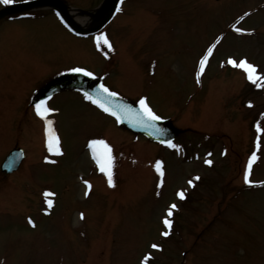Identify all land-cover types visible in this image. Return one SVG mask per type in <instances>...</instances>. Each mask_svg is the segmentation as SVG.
Here are the masks:
<instances>
[{"label": "rangeland", "instance_id": "rangeland-1", "mask_svg": "<svg viewBox=\"0 0 264 264\" xmlns=\"http://www.w3.org/2000/svg\"><path fill=\"white\" fill-rule=\"evenodd\" d=\"M67 1L90 10L102 0ZM248 9L254 14L243 27L256 33L236 36L233 25L245 21ZM41 13L48 15L38 17ZM36 17L18 21L14 16L0 25V163L11 148L37 139L40 124L44 129L31 109L36 83L76 65L107 75L104 83L124 97L146 98L157 115L186 130L173 143L178 148L160 145L114 124L76 91L56 95L51 101L59 113L48 127L64 147L60 160L41 164L36 151V167L29 154L13 175L0 170V264H139L148 251L151 264H178L183 257L185 264H264V188H250L244 196L234 188L249 189L242 184L243 155L252 139L247 140L249 122L264 109V93L247 92L252 87L245 74L225 64L233 54L255 59L264 69V0H127L124 13L104 31L111 48L97 47L91 40L96 36H73L49 8ZM220 34L225 35L213 44L199 86L197 58ZM249 99L254 108L245 105ZM97 138L111 150L114 190L105 187L107 176L90 159L86 145ZM38 142L42 145V138ZM262 154L255 181L264 178V145ZM206 159L215 167L207 168ZM157 161L163 176L155 171ZM220 176L218 188H209L208 182L213 186ZM32 177L39 186L24 184ZM85 179L95 185L90 198L84 196ZM188 180L198 184L186 202L206 203L192 206L193 214L186 211L190 203L175 195L177 189L189 190ZM45 186L58 188L59 195L49 217L39 211ZM171 201L184 211L177 215L165 254L155 253L149 248L161 246L159 221ZM28 208L34 211L27 213ZM79 209L86 221L78 219ZM26 215L37 228H29ZM202 227L208 230L200 232ZM188 246L190 254L182 256Z\"/></svg>", "mask_w": 264, "mask_h": 264}, {"label": "snow or ice", "instance_id": "snow-or-ice-1", "mask_svg": "<svg viewBox=\"0 0 264 264\" xmlns=\"http://www.w3.org/2000/svg\"><path fill=\"white\" fill-rule=\"evenodd\" d=\"M14 2H15V0H0V5H10V4H13ZM121 3H122V0H121ZM120 10H121V8H120V5L118 4L116 7V11L119 12ZM241 19H243V17H241ZM233 27L235 28V30L237 32L246 31V29L236 27L235 25H233ZM95 41H96L97 47H100L101 43L103 45H106L108 48L112 47L107 35L103 32H100L96 35ZM214 47H215V45L210 46L208 48L207 52L205 53V55L201 57L200 62H199L200 63V71L197 72V77H199V75L203 72L205 62L208 60L209 54L212 52ZM227 62H228V64H230L234 67L242 69L246 73V78L249 81L256 84L257 87L262 86L260 83H258V81H264V73H259L257 71V66L250 63L246 58H241L237 62L232 57H229ZM68 71L74 72V73H83L84 75L89 76V77L94 76L93 72H91V71H89L83 67H72V68H69ZM95 91H96V96H93L91 93L85 91L83 93L85 99L90 100L95 104H99V106L105 112H109L112 116L116 117L117 120H120L122 118V116H128L129 113L132 111L131 107L128 105H117V106L113 107L109 103H107V99L116 96L117 93L110 91L108 89V87H106L104 84H102V83L99 84ZM100 96H104L106 98V101L101 102V100L98 99V97H100ZM139 105H140L139 110L135 114L136 115V122L139 124H145L149 127H155V122L161 120L162 117L157 115L151 109V107L146 102V98L141 97L139 99ZM34 109H35V112L38 116H40L41 118H44L46 120L47 125L52 124V121L47 120V115H48V113L55 111V110L52 108H49L47 106V99H41V100L35 102L34 103ZM256 130H257V132L264 131L260 128L259 124L256 125ZM58 143H59L58 137L54 135V130L51 127H48L47 128V147H48V150L50 152L53 150H56L57 152H59L60 150L58 148ZM90 143L92 145H97V144L104 145L105 157H104L103 161H101L100 157H97V162L100 165V171L105 173V175L107 176V182H108L109 186H114L113 174H112V170H111L113 157L110 154V151H111L110 147L107 145V143L105 141L93 140ZM166 143L168 144L169 147H173V148L179 147L178 145L173 144L170 140L166 141ZM257 147H259V142H257ZM93 152L95 154V148H93ZM255 159H257V154L254 151L250 155L248 162H247V165H246L245 170H244V182L246 184L257 183L255 181H252L249 178L250 172H251V167H252V164H253ZM205 163L210 165L212 163V161L210 159H206ZM155 168H156V171L158 173H160V175H163V171L161 168V161L156 162ZM195 179H199V177H195ZM259 183H264V182H259ZM188 184L191 185L192 180H189ZM85 185L90 188V185L88 184L87 181H85ZM50 195H54V194L45 191L44 196L46 198V203L48 204L49 207H51V205L53 203L52 200L47 199V197ZM177 195L181 199H183L184 198V191L177 192ZM176 207H177L176 204H174V203L171 204L167 209L166 216L163 218V224L169 230L171 229V226H172V220L170 219V217L172 216V210L175 209ZM29 223H32L31 218H29ZM162 235L168 236L169 231H164L162 233ZM151 247L152 248H158L159 245L152 244ZM148 259H149V256L146 255L144 257L145 264L148 261Z\"/></svg>", "mask_w": 264, "mask_h": 264}, {"label": "water", "instance_id": "water-1", "mask_svg": "<svg viewBox=\"0 0 264 264\" xmlns=\"http://www.w3.org/2000/svg\"><path fill=\"white\" fill-rule=\"evenodd\" d=\"M52 4L59 6L62 10L64 9V5L62 3H60L57 0H52L51 1ZM120 0H105L102 5L98 8L97 11V17L102 16L101 19L98 20L97 24L94 25L93 27L89 28L92 31L98 30L99 28H101L107 21H109L111 19V17L113 16V14L116 11V7L119 4ZM6 12H1L0 15L5 14ZM99 82L96 81H92L90 79V77L84 76L82 74H66L63 76H60L56 79H54L53 81H51L46 87L45 89L49 90L50 92L52 91H56V90H60V89H64V88H78L84 91H87L93 95H96V89L98 86ZM125 101V103H127L128 101ZM130 103V102H129ZM128 104V103H127ZM123 118V122H126V119L129 118L130 120H132L133 122H136V120H134L130 115L128 116H122ZM129 125H131L135 130L137 131H147L150 132L149 128L143 130V128H141L139 125H132L129 122H126ZM160 126H164L166 128L165 132H169V135H175L177 133V130L174 129V127L171 125L170 122L165 121V122H161V123H157ZM168 126V129H167ZM154 134H157L154 133ZM7 166H10V164H8ZM11 167V166H10Z\"/></svg>", "mask_w": 264, "mask_h": 264}, {"label": "bare ground", "instance_id": "bare-ground-1", "mask_svg": "<svg viewBox=\"0 0 264 264\" xmlns=\"http://www.w3.org/2000/svg\"><path fill=\"white\" fill-rule=\"evenodd\" d=\"M69 11L71 13V15L74 18V22H77L79 24H88L89 22H91V20L93 19L94 15L91 12H80V14H82V16H79V14L76 12V10L69 8Z\"/></svg>", "mask_w": 264, "mask_h": 264}]
</instances>
